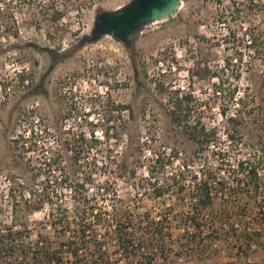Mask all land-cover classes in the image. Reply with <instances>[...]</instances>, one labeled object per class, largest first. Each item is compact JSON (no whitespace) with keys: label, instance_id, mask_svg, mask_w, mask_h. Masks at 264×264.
Wrapping results in <instances>:
<instances>
[{"label":"rangeland","instance_id":"374dc122","mask_svg":"<svg viewBox=\"0 0 264 264\" xmlns=\"http://www.w3.org/2000/svg\"><path fill=\"white\" fill-rule=\"evenodd\" d=\"M128 1L0 0L4 20L10 13L14 17V28L7 31L0 16V234L10 226V232L19 231L16 241L3 240L2 252L9 257L14 249L35 247L39 236L52 247L66 239L68 232L60 224H49L48 205L27 215L19 197L28 189L38 190L49 168L54 178L65 173L72 184L84 183L93 207L101 206L108 215L113 207L121 208L125 215L120 228L126 232L155 237L162 230L165 243L152 245V264L264 262V227L250 246L226 231L230 224L257 227L264 186L255 192L243 174L237 183L235 173L224 166L217 174L223 184L213 188L217 194L212 205L196 213L190 175L199 170L197 157L202 155L182 124L199 121L215 128V148L224 157H243L264 144V0H179L173 16L141 26L127 45L107 35L83 40L98 12ZM53 6L63 9L56 21L50 19ZM196 65L207 67L208 74H192ZM180 91L191 98L183 101L178 124L171 121L169 109ZM119 105L130 109L115 108ZM122 153L127 157L119 177L101 194L102 171H115L106 156L111 161ZM182 164L187 166L184 178L176 183L149 180L150 169L169 176ZM30 165L41 173L34 180ZM261 177L264 181V171ZM13 179L23 186H11ZM156 186L163 188L162 195L156 196ZM53 194L71 220L72 193L56 181ZM220 212L227 218L213 217ZM190 216L201 227L198 248L204 250L180 246L178 235ZM92 217L86 215L85 223ZM158 220L163 227L156 226ZM191 223L187 221L189 232ZM94 229L89 234L105 245V264L141 261L139 254L129 260L119 256L112 226L105 230L95 224ZM239 244L247 256L239 252ZM0 264L10 263L4 258Z\"/></svg>","mask_w":264,"mask_h":264},{"label":"trees","instance_id":"16d2710c","mask_svg":"<svg viewBox=\"0 0 264 264\" xmlns=\"http://www.w3.org/2000/svg\"><path fill=\"white\" fill-rule=\"evenodd\" d=\"M2 20L5 22L4 29L7 31H11L12 27L11 21L14 19L13 14L10 13V18L8 20H4V15H0ZM63 16V9H59V7L53 6V11L50 15V19L53 21L59 20ZM17 30L14 29L12 34L15 36ZM209 70L207 67H196L192 70V74L197 75L202 78L206 74H208ZM191 95L180 91L179 94L175 97L173 101V106L169 109V114L171 121L174 123L181 124L182 121V110L183 101L190 100ZM117 109H130L129 105H119L115 106ZM232 117L228 118V121H234ZM187 122V121H186ZM184 126V132L187 137L196 144L197 153L201 154L197 157L199 164V172L191 171L190 179L194 182L196 187L193 196L191 197L194 203V211L199 213L201 210L207 209L212 205L214 196L217 194V191L213 188H217L221 186L222 178L217 177V174L221 172L224 166H228L229 170L235 173V176L232 178L237 183L242 182V177H239V174H243L245 177V182L247 186H250L258 192L261 188V185L264 186L263 178L261 177V172L264 171V144L259 148H254L252 152H248L247 155L243 157L236 156H227L224 157V154L219 149H216V144L218 143L217 131L213 127H207L199 121L190 122V123H182ZM227 136L232 140L234 137L232 135L227 134ZM214 146V147H213ZM127 155H122L120 158H115L112 156V160L110 161V154L106 156L108 161L107 165L110 166V163H113L115 167V171H110V169L103 170V183L100 185L101 194L106 193L108 191V187L111 181L116 180L119 177V171L121 170V166H123L124 159ZM159 160V156L154 154V162ZM234 160L235 163L232 161ZM215 161V165L212 162ZM61 164V161L58 162ZM49 166V165H48ZM165 165L161 168L163 169ZM59 167L60 169H62ZM186 164H182L181 168H179V172L172 173L171 175L158 174L154 175L151 169L149 170V180L153 183H158L160 180L162 181H170L176 183L184 178L183 171L186 169ZM231 167V169H230ZM184 168V169H183ZM119 170V171H118ZM30 179L34 180L36 175L41 174L40 172H36L33 167L30 165ZM53 169L49 170V168L45 169L43 172V180L45 181L38 190L28 189L27 195L23 192L20 193L19 197L23 201V210L28 214L33 211L40 210L44 205H48L49 209L47 212V217H52L49 224L56 228L57 224L61 225L63 232H68V235L65 240L60 241L58 245L52 247V244L48 241L47 238L36 239L35 247H29L27 250L25 248H19L17 250L10 251L11 253H3L0 247V262L6 258V260L10 264H105V259L108 258L105 251V245L102 241L97 239L95 234H89L94 232V225L99 224L105 227V230L110 229L111 226L114 228V233L111 235L113 241L115 242L117 253L119 256L123 258L130 259L132 256L142 257L141 261L136 264H152L156 253L153 251L154 242L159 243L161 246L165 242H161L164 239L165 234L162 230H158L153 234L144 232V234H134L126 232L124 229L120 228V221L122 218L124 219V211L121 208L111 209V214H106V211L102 209L101 206L93 207L89 204L88 197L85 195V185L84 183H74L69 180V176L64 173L63 177L54 178L52 175ZM162 172V171H161ZM59 181L60 186H64L72 193V219L70 220L67 216V209L65 206L60 204L61 202L55 203L53 201V184L54 182ZM68 181V182H67ZM16 184L17 186L21 185L13 179L10 183L12 186ZM75 185V186H74ZM159 186V185H158ZM155 187L156 196H160L163 194L162 187ZM83 190V191H82ZM8 194L16 199V194H13V189L8 188ZM19 210V209H18ZM14 215L16 216L17 209L13 207ZM88 214H92V221L89 223H85V217ZM258 220L257 227H250L249 225L244 226L242 229H237L233 226V224L228 225L227 232L234 233L236 235L235 240H244V245L250 246L251 242H256V237L261 235L262 228L264 227V207H258ZM216 219L222 220L223 217L227 218L226 212H220L218 215L213 216ZM73 220V221H72ZM190 220L192 223L193 231L189 232L187 221ZM255 220V219H254ZM74 223L75 226L71 227V224ZM156 226L163 227V220L155 221ZM182 227V232L179 233L178 238H181L183 241L180 246L182 247H190L192 250L200 249L204 250L202 247L198 248L201 245L200 232L201 227L197 224L195 217L190 216ZM211 227V226H210ZM8 230V233L0 234V244L3 243V240H9L14 242L19 237V231H11L10 227H5ZM125 228V226H124ZM221 231H225L223 226L220 227ZM5 229V230H6ZM160 240V242H159ZM5 245V244H4ZM160 248V247H159ZM242 244L237 245V249L240 250L242 254L247 256L246 251H242ZM249 248V247H248ZM245 249V247H244ZM5 256V257H4ZM12 261V262H10ZM28 261V262H25ZM25 262V263H24ZM231 264H264V262L260 263H249L246 261H240V259H236V261Z\"/></svg>","mask_w":264,"mask_h":264},{"label":"water","instance_id":"95a60500","mask_svg":"<svg viewBox=\"0 0 264 264\" xmlns=\"http://www.w3.org/2000/svg\"><path fill=\"white\" fill-rule=\"evenodd\" d=\"M179 0H130L113 9L98 12L93 27L83 40H97L107 35L127 45L132 42L138 29L154 21L168 19L179 8Z\"/></svg>","mask_w":264,"mask_h":264},{"label":"flooded vegetation","instance_id":"af4514ba","mask_svg":"<svg viewBox=\"0 0 264 264\" xmlns=\"http://www.w3.org/2000/svg\"><path fill=\"white\" fill-rule=\"evenodd\" d=\"M125 45V44H124Z\"/></svg>","mask_w":264,"mask_h":264}]
</instances>
